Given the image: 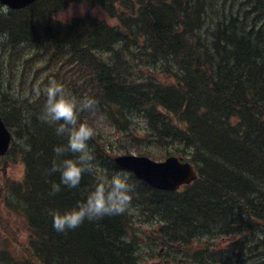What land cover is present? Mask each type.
Segmentation results:
<instances>
[{"label":"trees","instance_id":"trees-1","mask_svg":"<svg viewBox=\"0 0 264 264\" xmlns=\"http://www.w3.org/2000/svg\"><path fill=\"white\" fill-rule=\"evenodd\" d=\"M71 3L87 10L58 19ZM50 80L97 101L94 113H80L95 131L94 172L55 195L53 149L67 139L39 119ZM0 106L29 147L22 178L5 187L8 202L24 207L11 208L29 232L22 264H142V218L192 264L246 255L264 264V0H39L8 8L0 14ZM139 118L148 142L196 165V180L163 191L114 163L118 138L144 140ZM117 172L134 186L123 214L54 230L50 211L69 209ZM225 238L232 242L222 247Z\"/></svg>","mask_w":264,"mask_h":264},{"label":"clouds","instance_id":"clouds-1","mask_svg":"<svg viewBox=\"0 0 264 264\" xmlns=\"http://www.w3.org/2000/svg\"><path fill=\"white\" fill-rule=\"evenodd\" d=\"M43 95L45 101L39 119L55 126V134L67 139L66 144L53 149L55 156L49 174H60V182L51 185L50 195H55L61 191V185L68 189L79 188L83 175L94 172V156L88 141L95 131L80 120V113H94L97 101L90 97L78 99L55 80L49 81ZM133 187L126 172H117L110 178H98L84 199L63 212L50 211L54 230L65 233L79 228L85 220L93 222L123 214L131 203Z\"/></svg>","mask_w":264,"mask_h":264},{"label":"rangeland","instance_id":"rangeland-1","mask_svg":"<svg viewBox=\"0 0 264 264\" xmlns=\"http://www.w3.org/2000/svg\"><path fill=\"white\" fill-rule=\"evenodd\" d=\"M7 10L8 8L0 3V14H5ZM86 10L87 7L83 4L71 3L67 10L57 13L56 17L62 21H66L77 17L78 14H82ZM92 12L103 15L98 8L92 9ZM115 21V19H112L111 24L115 23ZM9 128L13 134V146L8 154L0 156V264H22L21 261L27 258L24 249H22V245L27 243L29 232L24 217L18 212L13 214L11 208L15 206V208L19 207L24 210V207L19 206L20 204L18 203L8 202L5 187L8 181L13 183L22 178L25 168L21 154H24V151L28 150L29 147L26 145L24 139L21 138V134H17L16 130L18 128L16 126ZM103 128L110 131L107 125ZM135 128L138 129L136 132L139 137H143L144 140L141 138L134 140L132 136L127 139L118 138V141L113 144L117 153L125 152L140 155L144 151H149L152 155L150 158L157 161H164L166 158L164 149H160L155 143L148 142L145 139L144 131L147 128L143 118L138 119V126H135ZM141 146H147V148H140ZM136 221L135 232L137 233L136 237H140V241L137 244L140 249L139 255H141L140 262L142 264H190L187 260H184L185 263L182 261L183 253L177 251L174 246L166 245L160 241L161 236L160 233L156 234L158 230L155 223L144 218L140 220L136 219ZM224 240L221 239L222 247L232 242L231 238H225ZM193 247L196 248L197 244L195 243ZM193 251L191 249L190 253ZM247 257L248 255L246 257H231L229 264H253L251 261L246 260Z\"/></svg>","mask_w":264,"mask_h":264},{"label":"water","instance_id":"water-1","mask_svg":"<svg viewBox=\"0 0 264 264\" xmlns=\"http://www.w3.org/2000/svg\"><path fill=\"white\" fill-rule=\"evenodd\" d=\"M38 0H0L11 9L25 8ZM12 134L0 111V155L6 154L10 148ZM115 163L132 170L139 179L160 190H176L197 178L192 163L184 162L177 156H169L164 161H155L145 155L123 154L115 158Z\"/></svg>","mask_w":264,"mask_h":264},{"label":"bare ground","instance_id":"bare-ground-1","mask_svg":"<svg viewBox=\"0 0 264 264\" xmlns=\"http://www.w3.org/2000/svg\"><path fill=\"white\" fill-rule=\"evenodd\" d=\"M39 1V0H38ZM36 2V1H35ZM1 3V2H0ZM34 3V2H33ZM2 4V3H1ZM32 4V3H31ZM5 6V5H4ZM7 7V6H6ZM7 8H10V7H7ZM11 9V8H10ZM19 9H21V8H19ZM19 9H16V10H19ZM2 114V113H1ZM3 116V115H2ZM8 126V125H7ZM9 128V127H8ZM10 129V128H9ZM11 131V130H10ZM11 134H12V132H11ZM12 136H13V134H12ZM12 141H13V138H12ZM12 141H11V143H10V148H9V150L7 151V153L6 154H8L9 152H10V150L12 149ZM6 154H2V155H6ZM123 154H128V153H117V155H114V157H113V161H114V163H115V158L117 157V156H120V155H123ZM131 154H134V153H131ZM2 155H0V156H2ZM135 155H137V154H135ZM140 155H145V156H147V157H149L150 158V156H148V155H146V154H140ZM140 155H138V156H140ZM177 155V154H176ZM169 156H175V155H168V156H166V158L167 157H169ZM179 156V155H178ZM165 158V159H166ZM179 158L182 160V161H184V162H187V161H189L190 163H192V165H193V167H194V169H195V171L197 172V169H196V167H195V165H194V163L192 162V161H190V160H186L184 157H182V156H179ZM150 159H153V158H150ZM185 159V160H184ZM153 160H155V159H153ZM155 161H157V160H155ZM160 162V161H159ZM116 164V163H115ZM117 166H120L119 164H117ZM121 168H123V169H125V170H128V169H126V168H124V167H122V166H120ZM129 172L131 171L132 172V170H128ZM133 173V172H132ZM134 174V173H133ZM197 174H198V176H199V173L197 172ZM135 175V174H134ZM136 177H137V175H135ZM198 176H197V178H198ZM138 178V177H137ZM196 178V179H197ZM196 179H194V180H196ZM141 180V179H140ZM143 180V179H142ZM193 180V181H194ZM146 182V181H145ZM192 182V181H191ZM190 182V183H191ZM147 183V182H146ZM148 184V183H147ZM189 184V183H188ZM188 184H183V185H181L180 187H182V186H185V185H188ZM148 185H150V184H148ZM151 186V185H150ZM153 187V186H152ZM155 187V186H154ZM179 187V188H180ZM156 188V187H155ZM178 188V189H179ZM158 189V188H157ZM163 191H165V190H163ZM171 191H175V190H171ZM182 249V248H181ZM181 253H183V250H179ZM185 256V254L183 253V257ZM182 257V261L185 263V258H183ZM187 261H189V260H187ZM192 261V260H191ZM191 261H189L190 262V264L192 263Z\"/></svg>","mask_w":264,"mask_h":264}]
</instances>
